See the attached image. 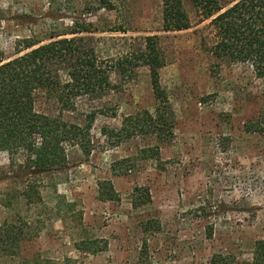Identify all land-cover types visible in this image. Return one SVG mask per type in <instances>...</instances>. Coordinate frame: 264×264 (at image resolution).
Returning a JSON list of instances; mask_svg holds the SVG:
<instances>
[{
    "label": "rangeland",
    "instance_id": "1",
    "mask_svg": "<svg viewBox=\"0 0 264 264\" xmlns=\"http://www.w3.org/2000/svg\"><path fill=\"white\" fill-rule=\"evenodd\" d=\"M236 1L218 0L223 8ZM160 6V0H0L6 61L22 40L46 44L74 21L92 24L87 37L106 62L155 36L165 57L160 84L174 115L169 143L140 137L110 149L102 128H119L125 117L154 107L147 70L131 81L116 80L110 100L116 117L96 119L91 155L70 150L67 170L45 180L39 206L14 197L27 182L13 176L23 159L12 166L0 152V229L15 220L24 234L29 226L37 230L16 255L0 252V264H211L214 257L254 264L255 244L264 241V85L248 65L211 59L209 20L202 21L188 0L191 27L182 32L163 31ZM38 104L55 114L52 102ZM250 123L262 132L247 133ZM156 145L157 160L139 154ZM102 188L118 199L101 201ZM135 188L150 196L137 209ZM149 221L154 227L142 233Z\"/></svg>",
    "mask_w": 264,
    "mask_h": 264
},
{
    "label": "trees",
    "instance_id": "2",
    "mask_svg": "<svg viewBox=\"0 0 264 264\" xmlns=\"http://www.w3.org/2000/svg\"><path fill=\"white\" fill-rule=\"evenodd\" d=\"M185 1L160 0L164 32H182L191 27ZM188 2L202 21L209 20L206 45L211 59L219 65H248L264 85V0H238L227 8L220 6L218 0ZM80 23L74 21L66 34H52L46 44L35 39L22 40L11 60L6 61L0 53V152L8 154L12 166L17 158L23 159V166L13 176H25L27 182L21 191L14 192V197L28 206L41 205L45 180L67 170L70 150L77 149L89 158L96 119L116 117V108L110 104L115 81H131L141 68L147 70L150 81L152 112L125 117L119 128L104 127L101 135L111 143L110 149L140 137L154 138L156 144L162 145L173 137L174 115L160 84L165 57L158 39L145 37L138 46H129L106 62L87 37L92 34V24ZM42 98L55 105L54 115L39 110ZM256 125L247 124L245 131L261 133L260 124ZM139 154L157 160L159 147L148 146ZM111 173L127 174L119 170ZM132 196L135 209L150 202L146 189L135 188ZM99 199L113 202L118 198L114 191L102 188ZM17 223L14 220L0 229V252L8 256L16 255L22 243L37 235L31 226L24 234ZM153 227L149 221L142 224L141 231L148 233ZM253 261L264 264V241L256 242ZM211 264L231 263L227 258L214 257Z\"/></svg>",
    "mask_w": 264,
    "mask_h": 264
}]
</instances>
